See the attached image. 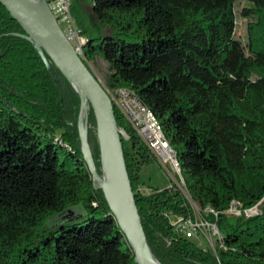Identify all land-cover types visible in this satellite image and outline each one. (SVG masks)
Returning <instances> with one entry per match:
<instances>
[{
	"label": "trees",
	"instance_id": "16d2710c",
	"mask_svg": "<svg viewBox=\"0 0 264 264\" xmlns=\"http://www.w3.org/2000/svg\"><path fill=\"white\" fill-rule=\"evenodd\" d=\"M246 1L247 43L235 38ZM110 31L87 36L85 62L108 64L106 87L127 88L157 117L187 192L218 212L215 251L175 233L168 214L192 215L175 185L147 186L151 151L113 103L147 242L161 264H264V211L229 217L264 198V0H92ZM0 3V264H136L84 161L80 99ZM89 143L102 164L91 107ZM79 205L77 210L71 206Z\"/></svg>",
	"mask_w": 264,
	"mask_h": 264
},
{
	"label": "water",
	"instance_id": "95a60500",
	"mask_svg": "<svg viewBox=\"0 0 264 264\" xmlns=\"http://www.w3.org/2000/svg\"><path fill=\"white\" fill-rule=\"evenodd\" d=\"M23 34L50 69L51 62L70 82L80 99L78 129L84 161L127 239L136 264H161L151 251L128 175L122 133L116 120L113 101L88 64L76 53L54 17L49 0H0ZM91 107L98 139L102 176L97 172L89 143Z\"/></svg>",
	"mask_w": 264,
	"mask_h": 264
},
{
	"label": "built area",
	"instance_id": "2783aa9c",
	"mask_svg": "<svg viewBox=\"0 0 264 264\" xmlns=\"http://www.w3.org/2000/svg\"><path fill=\"white\" fill-rule=\"evenodd\" d=\"M71 3L72 0H49V7L65 36L73 45L76 53L81 58H84V49L87 45L88 39L83 30L75 24L70 12ZM107 92L113 103L125 116L128 124L136 131L143 143L154 155L158 165L163 169L167 176H170L168 178L169 180L171 179L169 187L175 185L185 196L187 204L192 210V215L189 216L168 214L170 224L175 233L190 240L200 237H203L204 239L206 238L210 243V247L212 246L213 251H215L213 237L217 239L216 243L222 242V235L216 224L218 212L208 206L202 209V213H199L198 215L195 211V207H191V200L188 197L189 194L182 176V169L177 154L171 147L157 117L130 89H108ZM120 130L122 138L128 139L126 132L123 129ZM139 191L142 194H150L152 189L144 186L141 187ZM263 207L264 198L257 205L248 209H243L240 203L233 201L224 214L229 217L245 216L249 218L262 214Z\"/></svg>",
	"mask_w": 264,
	"mask_h": 264
},
{
	"label": "rangeland",
	"instance_id": "374dc122",
	"mask_svg": "<svg viewBox=\"0 0 264 264\" xmlns=\"http://www.w3.org/2000/svg\"><path fill=\"white\" fill-rule=\"evenodd\" d=\"M92 0H72L70 12L71 15L75 21V24L84 30L86 32V35L96 39L100 36H105L109 33V29L107 27H104L103 25L99 24L95 21V19L92 16ZM249 4L246 1H239L236 2L234 5V12L236 16V33L235 38L239 41H241L244 45L247 43L248 38V32H247V24L248 19L243 15V10L248 8ZM88 66L90 67L91 71L94 73V75L100 80L101 84L107 89L106 83H107V77L109 75V69L108 64L101 59L100 57L96 58L94 61H88L86 62ZM108 90V89H107ZM126 143L129 145V141L126 138ZM170 176L166 175L163 169L158 165L152 166V167H146L143 170V178L145 180V183L147 186L146 188L151 187H169L171 182L168 179ZM174 182V181H173ZM189 199L191 200V207H195V211L199 215V213H202V208L199 205V203L192 201L190 196L188 195ZM79 208V205L71 206L70 209L77 210ZM264 211V207H263ZM195 242L198 245H201L203 249H212L213 247H210V243L208 240L203 237L195 238ZM193 240V241H194ZM215 237H213V244H215L217 241Z\"/></svg>",
	"mask_w": 264,
	"mask_h": 264
},
{
	"label": "crops",
	"instance_id": "0c3cea01",
	"mask_svg": "<svg viewBox=\"0 0 264 264\" xmlns=\"http://www.w3.org/2000/svg\"><path fill=\"white\" fill-rule=\"evenodd\" d=\"M84 31V30H83Z\"/></svg>",
	"mask_w": 264,
	"mask_h": 264
}]
</instances>
